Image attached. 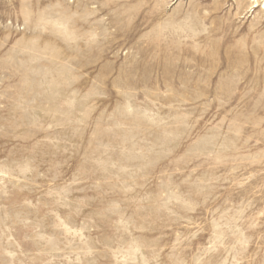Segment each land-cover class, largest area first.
Returning a JSON list of instances; mask_svg holds the SVG:
<instances>
[{
  "label": "rangeland",
  "instance_id": "1",
  "mask_svg": "<svg viewBox=\"0 0 264 264\" xmlns=\"http://www.w3.org/2000/svg\"><path fill=\"white\" fill-rule=\"evenodd\" d=\"M240 1L0 0V264H264Z\"/></svg>",
  "mask_w": 264,
  "mask_h": 264
},
{
  "label": "bare ground",
  "instance_id": "2",
  "mask_svg": "<svg viewBox=\"0 0 264 264\" xmlns=\"http://www.w3.org/2000/svg\"><path fill=\"white\" fill-rule=\"evenodd\" d=\"M264 0H242V1H240V2H238L237 3V5H236V8H237V10H236V15H238V14H241L242 13V11H244V10H252L253 8H257L260 4H262V2H263ZM241 12V13H240ZM239 16V15H238ZM232 31V30H231ZM239 37V36H238ZM227 47L229 48V46L227 45ZM226 48V47H225ZM227 48V49H228ZM224 49V48H223ZM226 50V49H225ZM228 50H232V49H228ZM222 52H223V50H222ZM235 52V51H234ZM239 52V51H238ZM241 52V51H240ZM231 53H232V51H231ZM237 53V52H236ZM224 54H226V53H224ZM234 54V53H233ZM223 55V54H222ZM231 55V54H230ZM236 58L235 56H232V58ZM230 58V57H229ZM228 58V59H229ZM232 58H230V60L232 59ZM237 59V58H236ZM233 60V59H232ZM223 61V60H222ZM221 61V62H222ZM229 61V60H228ZM234 62H235V59L233 60ZM218 62H219V60H218ZM231 62V61H230ZM237 62V61H236ZM225 63V62H224ZM238 63V62H237ZM218 64H220V63H218ZM222 64V63H221ZM228 64V63H227ZM226 64V65H227ZM230 64V63H229ZM229 64H228V66H229ZM232 65V64H231ZM220 65H218V67H219ZM224 66V65H223ZM236 66V65H235ZM231 67V66H230ZM223 68V67H222ZM228 69H232V68H228ZM220 70H222V69H220ZM226 70H227V67H226ZM235 70V69H234ZM233 70V71H234ZM229 71V70H228ZM232 71V72H233ZM229 73V72H228ZM219 74V73H218ZM232 75V74H231ZM228 76V75H227ZM234 76V75H233ZM232 79H234V78H232ZM223 89H224V87H222ZM220 91V90H219ZM225 91V90H224ZM222 92V91H221ZM222 95V94H221ZM226 94H224V96H225ZM231 99V98H230ZM222 102V101H221ZM222 104V103H221ZM226 104V103H225ZM223 107V106H222ZM232 118V117H231Z\"/></svg>",
  "mask_w": 264,
  "mask_h": 264
}]
</instances>
